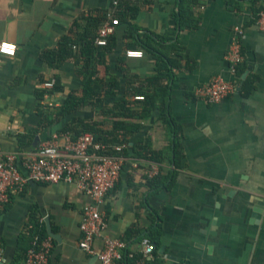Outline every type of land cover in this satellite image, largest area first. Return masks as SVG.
<instances>
[{"label":"crops","instance_id":"0c3cea01","mask_svg":"<svg viewBox=\"0 0 264 264\" xmlns=\"http://www.w3.org/2000/svg\"><path fill=\"white\" fill-rule=\"evenodd\" d=\"M114 1L118 0H0V43L17 46L14 57L0 55V147L14 152L20 165L41 142L60 135L68 124L63 119L42 127L39 112L55 111L71 92L82 88L76 73L82 62L77 66L72 58L51 68L43 53L56 48L65 35L76 38L88 18L112 10ZM126 2L139 10L132 24L140 29V36L175 33L173 13L179 0ZM262 9L264 0H198L193 8L197 27L176 32L175 49L161 48L175 63L170 68L173 78L162 84L168 85V112L176 133H170L159 119L158 109L143 120L124 121L140 124V130L127 137L120 181L99 212L104 235L124 241L134 254V259H128L133 264L142 258L141 238L158 223L152 264H264V208L258 219L253 216L258 201L264 202V31L256 25ZM119 25L116 46L105 62L119 83L116 101L125 98L140 111L143 101L136 99L143 97L130 93H152L146 80L156 75V61L126 39L127 25ZM236 27L242 31L245 71L235 79L225 55ZM127 52H140L142 58L128 59ZM246 73V80L252 78L254 85L248 96L242 92L243 85L216 104L195 96L196 89L215 76L235 81L238 87ZM55 79L62 90L39 99L43 85ZM161 100L159 96L157 102ZM174 140L181 149L177 167L170 161ZM148 149L161 152L163 161L139 155L148 156ZM154 165L158 174L175 171L170 185L154 189L153 177L146 175ZM91 202L67 183L30 182L23 191L13 192L10 202L0 208L4 263L26 264L20 238L28 233L34 217L47 230L41 244L49 249V264H98L95 256L77 245L81 214ZM95 246L101 249L103 238H97Z\"/></svg>","mask_w":264,"mask_h":264},{"label":"built area","instance_id":"2783aa9c","mask_svg":"<svg viewBox=\"0 0 264 264\" xmlns=\"http://www.w3.org/2000/svg\"><path fill=\"white\" fill-rule=\"evenodd\" d=\"M118 1L113 2V9L106 13L103 24L98 28L94 44L106 47L109 39L116 34L119 21L115 17ZM256 25L264 31V9L256 19ZM234 37L225 55L229 73L239 78L238 66L243 64L239 27L234 28ZM5 46L12 48L11 52L0 50V55L14 57L17 46L9 42H1L0 49ZM14 46V47H13ZM75 49V47H73ZM127 58L139 60L140 52H127ZM53 82H47L43 89L51 90ZM237 90V82L227 81L221 76H215L211 81L195 91V96L208 104L224 101ZM143 101V98H137ZM125 145L97 142L91 133L82 134L74 139L69 134H56L41 142L36 153L28 156L21 165L14 152L3 151L0 147V208L11 200L13 192H21L30 182L38 184L67 183L75 185L79 191L91 199L81 214L79 224L80 239L78 248L90 256H95L98 264H118L125 259H134L127 244L119 239L104 235L105 223L99 212V206L106 196L112 192L120 181L125 166ZM158 166H151L146 173L150 178L159 173ZM97 238H103V246L97 249ZM141 261L135 264H148L153 259L156 249L154 243L147 237L140 240ZM49 249L47 246L30 248L25 255L26 264H49ZM0 263H4V248L0 240Z\"/></svg>","mask_w":264,"mask_h":264},{"label":"trees","instance_id":"16d2710c","mask_svg":"<svg viewBox=\"0 0 264 264\" xmlns=\"http://www.w3.org/2000/svg\"><path fill=\"white\" fill-rule=\"evenodd\" d=\"M118 1L119 5L115 8L114 14L119 24L127 25L126 39L134 41L138 48L145 53H150L156 61V75L148 77L146 80V83L153 88L152 93L149 91L135 93L136 97H143V102L140 103V111L137 110L135 104H132L131 110V104L128 103L125 98L116 101L118 98L117 90L119 89V83L116 78L110 75L109 68L105 62L107 54L115 48L116 40L114 36H112L106 47H98L94 44L96 32L106 18V12H101L99 15L87 19L83 32L77 34L76 38L71 37L69 34L65 35L59 39L56 48L47 50L43 53L42 59L45 60L51 68H58L64 61L72 58L76 60L77 66L82 62L76 69L77 75L82 78V88L81 94L75 91L71 92L65 100V103L55 111L39 112L43 118L41 122L42 127L60 124L63 119L73 116L81 109L83 110L90 107L96 108L109 100L115 101L111 113L115 119H118V121L114 123L113 131L110 133L104 132L99 128L98 124H89L82 119H77V117L72 118L70 123L60 129V132L65 131L71 133L74 139L80 137L82 134L91 133L95 136L97 142L126 145L127 137L136 134L140 130V124H126L124 121L136 119L143 120L147 118L152 110L158 109L160 111L159 119L166 124L170 133H176V123L170 118L167 106L168 85L162 84L163 81L169 82L173 78V72L170 68H174L175 63L161 52V48L166 50L175 49L177 44L175 40L176 32L195 29L197 27L199 19L194 17L193 8L198 0H179L177 10L173 13L176 31L171 37L158 36L148 32L140 36V29L132 24V20L135 21L138 14V8L131 6L126 0ZM168 42L170 44H167ZM74 46H78V52L74 51ZM238 68V74L242 75L245 71V67L240 64ZM253 89L254 85L252 78H248L243 84L242 92L245 96H248ZM61 90L62 86L59 80L55 79L53 81V88L51 90L39 91L37 97L42 99L45 94L50 95L55 92H60ZM159 96L162 97V100L157 102ZM173 143L175 144L174 155L170 158V161L177 167L181 149L175 140ZM148 151L150 152L148 156L141 155L140 151L137 152V154L140 153L139 155L141 157L150 159L154 162L160 163L163 161L161 152L150 149H148ZM174 173L175 171L170 169L166 173L154 176L152 178L154 189L165 188L170 185L173 181ZM28 229V233L21 236L19 246V249H23L25 255L30 248L38 249L43 239L47 237L46 228L44 225L37 222V220H34V217L31 219ZM159 232L160 224L158 223L156 226L152 227L144 237L150 239L156 247V245H158ZM27 241L29 243H27ZM125 260L123 264L134 263L128 259ZM148 264H152V262L150 261Z\"/></svg>","mask_w":264,"mask_h":264},{"label":"rangeland","instance_id":"374dc122","mask_svg":"<svg viewBox=\"0 0 264 264\" xmlns=\"http://www.w3.org/2000/svg\"><path fill=\"white\" fill-rule=\"evenodd\" d=\"M78 92L79 94H81V90ZM130 94L134 97L136 96L134 92H131ZM114 104L115 102H104L101 106L96 107V108L90 107V108H86L83 110L81 109L79 112L75 113L73 116L65 118V120H67L68 123H70L72 121V118L77 117V119H82L89 124H98L99 128L102 129L104 132L110 133L111 131H113L114 123L118 121V119H115L111 113V110ZM130 109L132 110V103L130 105ZM126 121H129V120H126ZM66 133L73 137V134L65 132V131H61L60 135L66 134Z\"/></svg>","mask_w":264,"mask_h":264},{"label":"water","instance_id":"95a60500","mask_svg":"<svg viewBox=\"0 0 264 264\" xmlns=\"http://www.w3.org/2000/svg\"><path fill=\"white\" fill-rule=\"evenodd\" d=\"M246 78H247V73L243 75V77H242V83H241V85H239L237 87V91H240L241 90L242 85L246 81ZM263 208H264V202L263 201H258L256 207H254V214H253V216L258 219V217L260 216ZM0 264H5V263H0Z\"/></svg>","mask_w":264,"mask_h":264},{"label":"clouds","instance_id":"9594fccd","mask_svg":"<svg viewBox=\"0 0 264 264\" xmlns=\"http://www.w3.org/2000/svg\"><path fill=\"white\" fill-rule=\"evenodd\" d=\"M0 50L5 51V52H11L13 49L5 46L3 49H0Z\"/></svg>","mask_w":264,"mask_h":264}]
</instances>
